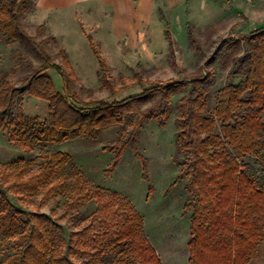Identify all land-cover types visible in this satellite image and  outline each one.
<instances>
[{
  "label": "trees",
  "instance_id": "trees-1",
  "mask_svg": "<svg viewBox=\"0 0 264 264\" xmlns=\"http://www.w3.org/2000/svg\"><path fill=\"white\" fill-rule=\"evenodd\" d=\"M34 1L0 0V31L40 63L34 66L28 60L32 72L19 85L7 76L0 82V131L7 133L13 143L32 150L36 144L97 140L105 130L129 124L132 130L128 137L120 136L109 148L115 153L112 170L119 166L129 145L145 166L148 159L138 148L139 131L151 121H156L160 129L165 128L173 114L174 97L191 88L180 100L178 135V150L186 156V189L191 196L184 207V212L190 214L189 264H251L264 242V27L242 38L246 57L216 94L214 109L208 88L214 72L208 63L190 79L167 83L144 79L139 65L132 82L127 84L123 78L121 87H117L94 46L100 70L105 74L103 87L112 96L133 87L143 91L122 101H85L76 88L77 75L65 50L51 54L48 41H37L21 23V13ZM158 12L165 23L171 59L175 61L170 24L163 10ZM188 40L201 51L192 27L188 29ZM51 70L61 75L63 92L55 88ZM235 75L242 77L237 84L233 82ZM25 96L47 102L48 118L25 115ZM42 159L37 172H31L23 159L11 164V171L0 172V236L2 244L18 247L0 264H73L70 255L93 257L89 264H94V258L102 259L120 248V264H128V257L140 264H162L143 237L139 217L128 202L118 204L117 195L106 199L100 196L97 209L87 217L89 225L71 234V244L52 217L40 210L31 213L16 206L10 193H42L44 200L59 193L67 198V210L84 198L86 185L80 181L81 171H75L78 179L72 190L64 189L58 180L66 166H75L69 154L46 153ZM144 176L149 181L146 168ZM128 207L131 212L124 210ZM97 225L101 226L100 231H95Z\"/></svg>",
  "mask_w": 264,
  "mask_h": 264
},
{
  "label": "rangeland",
  "instance_id": "rangeland-1",
  "mask_svg": "<svg viewBox=\"0 0 264 264\" xmlns=\"http://www.w3.org/2000/svg\"><path fill=\"white\" fill-rule=\"evenodd\" d=\"M56 2L36 0L21 13L20 20L37 41H48L47 48L51 54L65 50L77 75L76 88L85 101H122L143 91L133 87L112 96L103 87L105 74L100 70L94 46L109 67L111 79L117 87H121L123 78L127 84L132 82L139 65L143 68L144 79L167 83L190 79L208 63L214 72L208 85L213 96L211 108L214 109L216 94L228 84L230 73L235 72L246 57V43L242 38L264 27V0H208L206 5L186 0L180 7L169 6L167 0H156V13L152 11L137 36L111 33L106 18L116 17H111L110 11V7L116 5L114 1L109 3V10L105 7L108 10L105 14L101 9L102 1L79 3L71 12L45 10L47 5L52 6ZM97 4L100 15L96 9L94 13L85 11V8L90 10ZM158 8L163 10L170 24L169 30L175 41V61L170 56L166 27L157 13ZM189 27L193 28L201 51L191 46ZM28 60L34 66L40 64L23 46L8 41L0 31V82L7 76L19 85L32 72ZM50 74L55 88L63 92L61 75L55 70ZM241 79L240 75H235L233 82L237 84ZM190 89L174 97L173 114L165 128L160 129L156 121H151L139 131L138 148L148 159L145 166L129 145L119 166L112 170L115 153L109 148L117 143L120 136L128 137L132 130L129 124L107 129L97 140L78 139L60 145L36 144L32 150L13 143L7 133L0 131V172L11 171L10 165L20 159L25 161L24 165H28L31 172H37L44 154L61 151L69 154L75 165V169L71 165L66 166L64 174L58 178L63 188L72 190L75 187L78 179L76 169L82 172L80 181L86 185L84 198L77 200L69 210L65 206L66 196L59 193L47 200L43 199L42 193L28 196L10 193V200L27 212L40 210L52 217L61 227V235L71 244V234L89 225L87 217L97 209L100 196L106 199L117 195V203L128 202L131 211L139 217L143 237L155 249L162 264H189L190 214L184 212V207L191 196L186 189V156L178 150V135L181 127L180 100ZM23 109L29 117L48 118V103L44 100L25 96ZM250 162L254 163L253 160ZM145 168L149 181L144 176ZM124 210L129 212L130 208ZM94 229L100 231L101 226ZM2 240L0 236V263L18 251L14 244H2ZM121 249L111 251L102 259L94 258V264H120ZM70 259L73 264H89L93 257L70 255ZM128 264L140 262L128 257ZM251 264H264V242Z\"/></svg>",
  "mask_w": 264,
  "mask_h": 264
},
{
  "label": "crops",
  "instance_id": "crops-1",
  "mask_svg": "<svg viewBox=\"0 0 264 264\" xmlns=\"http://www.w3.org/2000/svg\"><path fill=\"white\" fill-rule=\"evenodd\" d=\"M95 1H102L101 9L103 10L104 14L109 10V3H111L112 1L116 2V5H112V7H110L111 17L116 16L114 17L115 19L111 18L110 20V18H106L108 19V24H110L111 26V33L114 34H118V32H121L125 35L132 34L134 36H137L138 32L141 31L143 22L147 20L152 11L156 13V0H54V2L56 3L52 6L47 5L45 7V10L56 9L60 11L71 12L77 9V6L80 5L79 3H94ZM195 1H200L203 5L208 2V0ZM185 2L186 0H167L168 5L171 7H180L184 5ZM105 7L106 9L108 8V10H105ZM95 9L98 10L97 12L100 15L99 4H97L96 7L93 6V8L90 10L88 8H85V11L94 13ZM159 9L161 8L157 9V13H159Z\"/></svg>",
  "mask_w": 264,
  "mask_h": 264
}]
</instances>
